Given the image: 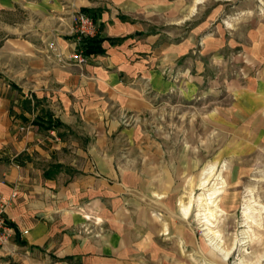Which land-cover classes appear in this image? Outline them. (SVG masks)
Listing matches in <instances>:
<instances>
[{
  "label": "crops",
  "instance_id": "crops-1",
  "mask_svg": "<svg viewBox=\"0 0 264 264\" xmlns=\"http://www.w3.org/2000/svg\"><path fill=\"white\" fill-rule=\"evenodd\" d=\"M181 7V0H0V14L31 16L0 39V197L15 194L0 264L158 258L161 227L144 204L146 173L126 166L132 158L112 137L129 132L120 116L142 114L150 95L176 88L162 72L175 73L192 42H176L159 21L175 20ZM73 10L96 21L102 40L103 52L83 65L64 64L74 50Z\"/></svg>",
  "mask_w": 264,
  "mask_h": 264
},
{
  "label": "rangeland",
  "instance_id": "rangeland-1",
  "mask_svg": "<svg viewBox=\"0 0 264 264\" xmlns=\"http://www.w3.org/2000/svg\"><path fill=\"white\" fill-rule=\"evenodd\" d=\"M181 1L179 17L159 21L192 42L162 72L176 88L120 116L129 132L112 137L146 173L144 204L161 227L149 264H264V0ZM14 22L31 16L0 14V39Z\"/></svg>",
  "mask_w": 264,
  "mask_h": 264
},
{
  "label": "built area",
  "instance_id": "built-area-1",
  "mask_svg": "<svg viewBox=\"0 0 264 264\" xmlns=\"http://www.w3.org/2000/svg\"><path fill=\"white\" fill-rule=\"evenodd\" d=\"M73 37L72 46L74 50L68 59L64 62L67 65H83L86 63L87 57L84 54L83 45L94 39L98 33V26L96 21L81 10H73L70 14ZM49 46L52 48L55 46L54 43H50ZM15 197L13 193L10 198L0 197V246L8 243L11 233L10 229L6 224L4 217L6 207L10 204V200ZM27 233L26 231L23 232Z\"/></svg>",
  "mask_w": 264,
  "mask_h": 264
},
{
  "label": "trees",
  "instance_id": "trees-1",
  "mask_svg": "<svg viewBox=\"0 0 264 264\" xmlns=\"http://www.w3.org/2000/svg\"><path fill=\"white\" fill-rule=\"evenodd\" d=\"M102 52L103 50L101 48L100 40L93 39L86 42V47H85L86 55L100 54Z\"/></svg>",
  "mask_w": 264,
  "mask_h": 264
},
{
  "label": "bare ground",
  "instance_id": "bare-ground-1",
  "mask_svg": "<svg viewBox=\"0 0 264 264\" xmlns=\"http://www.w3.org/2000/svg\"><path fill=\"white\" fill-rule=\"evenodd\" d=\"M201 199L202 198H198V201H201ZM180 206H181V208L180 209H182V212H183V215H184V217H187L188 215H189V212H190V207H191V203L190 202H188V203H186L185 205L184 204H180ZM202 207L200 206V210H199V212H198V216H200V218H202L206 223H208L209 222V219L208 218H206V214L205 213H203L202 212ZM204 209V208H203ZM204 211H206V210H204ZM208 213V212H207ZM205 214V215H204ZM211 217H212V214H211ZM205 225V224H204Z\"/></svg>",
  "mask_w": 264,
  "mask_h": 264
}]
</instances>
